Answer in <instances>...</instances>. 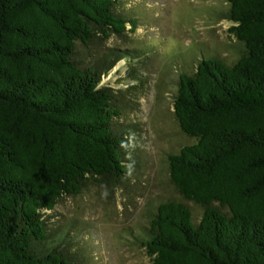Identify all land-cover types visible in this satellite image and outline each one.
Segmentation results:
<instances>
[{"label":"trees","instance_id":"obj_1","mask_svg":"<svg viewBox=\"0 0 264 264\" xmlns=\"http://www.w3.org/2000/svg\"><path fill=\"white\" fill-rule=\"evenodd\" d=\"M225 1L243 50L201 58L174 100L195 143L169 156L170 180L202 215L161 204L141 243L152 264H264V0ZM122 4L0 0V264H73L47 215L90 181L126 177L122 113L103 78L143 51L98 56L138 28Z\"/></svg>","mask_w":264,"mask_h":264},{"label":"rangeland","instance_id":"obj_2","mask_svg":"<svg viewBox=\"0 0 264 264\" xmlns=\"http://www.w3.org/2000/svg\"><path fill=\"white\" fill-rule=\"evenodd\" d=\"M228 8L225 0H123L120 11L132 13L138 28L100 44L98 56L114 48L143 51L103 78L121 109L117 127L127 136V174L118 183L90 181L47 215L61 247L78 254L73 264H152L141 243L161 204L184 202L201 217L170 180L169 156L195 143L176 121L174 100L180 76L194 73L201 58L232 62L243 50L230 33ZM130 64L141 77H131Z\"/></svg>","mask_w":264,"mask_h":264}]
</instances>
